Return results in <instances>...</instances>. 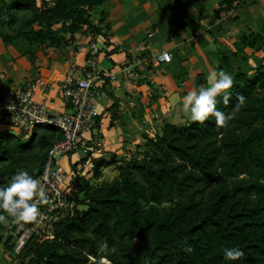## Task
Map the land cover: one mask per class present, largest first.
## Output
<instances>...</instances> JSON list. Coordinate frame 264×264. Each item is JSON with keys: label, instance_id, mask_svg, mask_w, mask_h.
I'll use <instances>...</instances> for the list:
<instances>
[{"label": "trees", "instance_id": "trees-1", "mask_svg": "<svg viewBox=\"0 0 264 264\" xmlns=\"http://www.w3.org/2000/svg\"><path fill=\"white\" fill-rule=\"evenodd\" d=\"M107 1L12 0L0 7V26L10 30L4 37L0 31V40L6 46L17 43L21 54L67 44L77 34L103 35L109 41V27L102 26ZM233 1L226 0L217 14ZM4 15L9 18L6 24ZM58 21L70 39L53 32ZM36 22L45 27L24 29ZM246 30L215 67L233 76L229 103L218 97L219 110L231 112L236 96L246 97L232 120L222 127L215 125L214 117L203 124L166 123L155 135L144 132L143 150L120 161L116 156L96 160L95 177L109 165L118 175L101 183L83 178L74 202L85 208L56 221L54 238L31 240L17 254L8 223H0L3 249L13 250L19 264H96L101 241L117 249L106 257L109 264H264V26ZM257 51H263L259 58L253 57ZM202 75L198 84L206 83ZM100 121L101 114L98 126ZM61 138L51 124L36 125L30 136L0 128V185L21 168L37 178L49 149ZM185 242L191 252L184 250ZM233 246L244 256L226 261L223 249Z\"/></svg>", "mask_w": 264, "mask_h": 264}, {"label": "crops", "instance_id": "crops-1", "mask_svg": "<svg viewBox=\"0 0 264 264\" xmlns=\"http://www.w3.org/2000/svg\"><path fill=\"white\" fill-rule=\"evenodd\" d=\"M227 4L226 0H108L102 5V8L107 12L102 26L106 29L107 24L110 23L106 32L109 34L108 43L105 44L107 39L103 35L93 38L86 34L82 35L77 42L84 45L89 40L100 41L101 51L98 57L100 68L119 71L116 79L105 78L101 81L102 97L98 105L101 121L97 135H93V140L89 143L92 148L88 154L95 163L96 160H109L113 156H116L118 161L121 160L120 157L129 158L135 149V144L139 143L136 140L144 136V132L151 134L150 130H154L157 133L166 123H172L166 122V120L162 124L158 120L157 110L160 107L166 108L167 102L171 106L170 110L176 108L183 98L182 92L194 90L202 85L198 84V74L193 72L195 70L193 64L187 58L189 53L184 55L180 53L183 43H181L182 37L179 38L178 34L181 35L184 32V40L188 38L191 40L190 42L197 39L194 30L188 28L189 25L182 20H186L185 16L200 14L199 10L204 11L205 14H217V11L220 8H225ZM172 6L176 7L175 12L167 11ZM168 14H176L182 18L177 21V28L174 29L165 23ZM219 14L233 15V17H229V20L224 21L226 23L233 21L231 28L229 27L232 37L235 33L240 36L244 28L252 29L248 25L250 15L260 14L264 18V0L260 2L258 0H234L230 8L222 10ZM247 20L248 23H245ZM184 23L185 28L179 27V24ZM237 39L231 38L230 42ZM161 40H168L164 46H168L167 48L173 51V60L170 62L155 61L153 53L161 50L156 47L157 42ZM0 42L3 43L2 40ZM2 43L0 44L3 46ZM143 45L147 48H141ZM4 46L5 48L0 51H5L10 47L6 44ZM76 47L67 46V50H64V53L67 52L64 68L58 63L47 62L50 64L48 69V64L43 66V62L40 61L42 65L38 68L36 76L45 78L51 83V87L40 86L36 95L51 100L52 111H60L65 108L57 81L68 71L70 64L67 63L72 61H77L82 65L90 63L86 52H78ZM247 51L253 52L249 48ZM129 59L139 60L136 62L137 74L134 76H128L121 71L125 60ZM0 63L2 62L0 61ZM42 69H46L45 72L39 71ZM32 80L19 85H28ZM17 81H24L23 77ZM158 126L161 129H158ZM81 155V151H78L70 157L64 158V165L69 164L75 170L76 166L71 165L70 158L78 160ZM111 166L101 169L102 176L104 170ZM114 170L113 177H116L119 172L115 166ZM15 259L11 263L0 260V264H19L17 258Z\"/></svg>", "mask_w": 264, "mask_h": 264}, {"label": "built area", "instance_id": "built-area-1", "mask_svg": "<svg viewBox=\"0 0 264 264\" xmlns=\"http://www.w3.org/2000/svg\"><path fill=\"white\" fill-rule=\"evenodd\" d=\"M141 48H147L143 45ZM78 52H86L88 65L72 61L68 71L58 79L57 86L64 99L65 108L60 111L51 110V100L36 95L40 86L51 87V83L37 78L28 85H12L0 87V128H9L29 132L38 124H51L57 127L62 138L49 149L42 173L37 177L44 185L48 203L39 205L36 219L29 222L12 223L9 220L7 231L15 240L14 252L20 254L32 240L38 242L54 238L53 225L64 217H72L76 208L74 202L76 186L66 183L68 175L63 159L81 151V158L71 159V165L83 170L89 162L93 135H97L99 101L102 97L101 81L105 78L114 80L119 71L100 68L98 41L89 40L87 44H78ZM155 61L170 62L173 53L168 48L153 53ZM139 61V60H138ZM125 60L121 71L126 75L137 74L136 62ZM90 168H95L91 161Z\"/></svg>", "mask_w": 264, "mask_h": 264}, {"label": "rangeland", "instance_id": "rangeland-1", "mask_svg": "<svg viewBox=\"0 0 264 264\" xmlns=\"http://www.w3.org/2000/svg\"><path fill=\"white\" fill-rule=\"evenodd\" d=\"M11 1L12 0H4V2H2V0H0V7H3L4 3L8 4ZM50 1H53V0H50ZM258 1L260 2L261 0H258ZM175 9H176V7L172 6L167 11L171 12V10H172L175 12ZM199 12H200V14H192L190 17L185 16L186 20H182L183 22L187 23V25H189L188 28H191L192 31L194 30V35L197 37V39L193 40L192 42H190L191 40L188 38H186L184 40V37H185L184 32H183V34H181V35L178 34L177 36L179 38L182 37L181 43H183V44L180 47V49H181L180 53L182 55L189 53L187 55V58L193 64V67L195 69L193 72L195 74H198V77L200 79L201 74H203L202 77L205 78L204 75L207 76L209 71L215 69V67L218 65V63L220 61V56H222L223 51H225L226 48H230L231 50H234L236 48L235 47L236 42L232 41L233 42L232 43L230 41H231V38L237 39V38H239V36L235 33L232 37L230 34L232 32L229 33V27L233 24V21L228 22V23H226V21H224V20H229V17H233L232 14H205L204 11H201V10H199ZM22 14H24V13H22ZM97 17H99V16H97ZM167 17H168L167 20H169V21H167L165 19V23H168V25L174 29L177 28L176 27L177 21H180L182 19L179 15H176V14H168ZM19 18H21V16H19ZM8 19H9L8 15L3 16V21L5 24H6ZM249 20H250V23L248 25H250L252 30H260L262 24L264 23V18L260 14L250 15ZM185 23L182 25L179 24V27L185 28ZM245 23H248V20L245 21ZM109 24H107V25L109 26ZM6 26L7 25L0 26V31H1L2 37H4L5 34L10 33V30ZM44 27H45L44 25L36 22L31 26L24 27V29L25 30H31V29L39 30L40 28H44ZM166 28L168 29V27H166ZM248 28L249 27L244 28L243 31L246 33V31H247L246 29H248ZM52 30L54 33L57 34V36H60L62 38H66V39H70V34L65 32V30L62 27L61 21L56 22L52 26ZM187 34L190 35V33H187ZM81 36H82V34L81 35L77 34L76 39H74L73 41H70L69 43L64 44V45H62V44L59 46L43 45L39 49H37V48L33 49L31 51V53H33L32 55H30L31 53H29V52L21 54L19 52L21 50L17 49V43L15 46L10 45V47L7 48L5 51L4 50L0 51V61L2 62V63H0V87L3 88L6 86L9 87V86L16 85V84L19 85L20 83H24L30 79H33V80L37 79L38 76H36V74H37L38 68L42 65L41 62H43V66L47 65L48 64L47 62H49L52 64L58 63L61 66L63 65L62 68H64V64L66 63L65 62V55H67L66 54L67 52L64 53V50L66 49L67 46H71L72 48H73V46H78L79 43H77V42H78V40H80ZM167 41L161 40V41L157 42L156 47L161 48V49L163 47L167 48L168 46H164V43H166ZM0 43H2V42H0ZM98 43L101 45L100 41H98ZM106 43H108V42L105 41V44ZM2 44H3V46L0 44V50L5 48V46H4L5 44L4 43H2ZM24 44H25L24 46H26L25 49L29 48V47H27L28 43L24 42ZM191 47H192V49H191ZM76 51H77V47H76ZM249 52L251 53V51H249ZM73 53H74V51H73ZM172 53H173V51H172ZM262 55H263V51H257L253 55V57L259 58ZM250 61L252 63H254L253 59H250ZM67 64L69 65L71 63H67ZM49 65L50 64L47 65L48 69H49ZM45 70L42 69L39 71L45 72ZM49 75L51 76V74H49ZM22 77H23L24 81H22V82L17 81L18 79H20ZM198 77H197V79H198ZM43 80L48 82L47 80H45V78ZM196 89H198V88H196ZM186 92L187 91L182 92L183 96L186 95L185 94ZM170 108H171V106H169V104L167 102L166 108L160 107V109L157 110L158 120L161 121L162 124L166 120H167L166 122H172V123H175L177 125H182V124H185L187 122H190L187 115L182 111L181 102L177 105L176 108L171 109V110H170ZM166 109L169 111H165ZM158 129H161V127L158 126ZM150 132H151L150 135L156 134L154 130H152V131L150 130ZM31 133H32V131L29 132V136ZM136 141H138L139 143L135 144V147H134L135 149L133 150V152H135L137 150L140 151V150H143L145 148V146L143 145L144 142L146 141L144 136H141ZM120 159H121V157H120ZM88 160H89V162L87 163V165L84 167L83 170L81 169L80 166L78 167V169L74 170L72 167H70L69 164L68 165L65 164L66 168H67L66 173L68 175V178L66 179V183L73 182L75 186H80L83 178L87 179L91 183L106 182V181H109V180H112L115 178V177H113V175H115V174H113L114 165L109 167V169L106 168L103 172V176H101L98 179L97 177H95V169L90 168V164H91V161L93 160V158H90ZM114 171L117 173L116 170H114ZM77 175H81V179L80 178L78 179ZM81 196H82V194H81ZM79 207L85 208V206H82V207L79 206ZM0 234H1V232H0ZM0 240H1L0 241V254H1L0 260L11 263V262H13V260L15 258H17V263H19L20 259H18L19 257H17V254H14L13 250H11V249H5L4 250L3 249V240L2 239H0Z\"/></svg>", "mask_w": 264, "mask_h": 264}, {"label": "clouds", "instance_id": "clouds-1", "mask_svg": "<svg viewBox=\"0 0 264 264\" xmlns=\"http://www.w3.org/2000/svg\"><path fill=\"white\" fill-rule=\"evenodd\" d=\"M233 85V76L223 69H213L206 76V84L198 89L190 90L180 101L182 111L190 122L203 124L210 118L215 119V125L222 127L232 120L242 106L246 104L243 94L236 96V104L233 111L223 112L217 108L218 97H222L223 103H229L231 93L228 91ZM48 203L45 185L34 177L27 169L21 168L15 171L8 183L0 185V223L29 222L36 219L39 205ZM115 246H109L107 241H101L97 247L96 264H109L106 258L116 252ZM184 250L191 252V245L185 242ZM223 256L226 261H237L244 256L239 247H225ZM91 259V257H90Z\"/></svg>", "mask_w": 264, "mask_h": 264}, {"label": "water", "instance_id": "water-1", "mask_svg": "<svg viewBox=\"0 0 264 264\" xmlns=\"http://www.w3.org/2000/svg\"><path fill=\"white\" fill-rule=\"evenodd\" d=\"M173 100V99H172Z\"/></svg>", "mask_w": 264, "mask_h": 264}]
</instances>
